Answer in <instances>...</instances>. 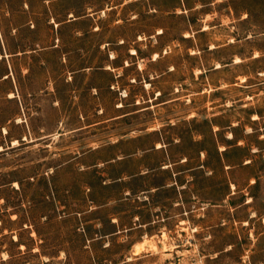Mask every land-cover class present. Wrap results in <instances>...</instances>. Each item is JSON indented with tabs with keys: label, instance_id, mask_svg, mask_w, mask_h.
Segmentation results:
<instances>
[{
	"label": "rangeland",
	"instance_id": "obj_1",
	"mask_svg": "<svg viewBox=\"0 0 264 264\" xmlns=\"http://www.w3.org/2000/svg\"><path fill=\"white\" fill-rule=\"evenodd\" d=\"M0 264H264V0H0Z\"/></svg>",
	"mask_w": 264,
	"mask_h": 264
},
{
	"label": "bare ground",
	"instance_id": "obj_2",
	"mask_svg": "<svg viewBox=\"0 0 264 264\" xmlns=\"http://www.w3.org/2000/svg\"><path fill=\"white\" fill-rule=\"evenodd\" d=\"M132 53H133V54L136 53L135 50H133ZM155 57H158V56H155ZM155 57H154V59H156ZM238 61H239V60H237V62H238ZM11 96L13 97V95H11ZM119 107H120V106H119ZM25 140L29 141V139H28L27 137H25ZM17 144H18V141L15 140V141H14V145H17ZM144 243H147V244L149 245V248H150V246H151V247H153V248L156 249V245H157V244L155 245V244H154L153 242H151L150 240H149V241L146 240ZM144 243H143V245H144ZM137 245H138V244H137ZM137 245H136V246H137ZM141 245H142V244H141ZM141 245H140V246H141ZM137 247H138V246H137ZM142 247H143V246H142ZM146 247H147V246H146ZM137 249H139V248H137ZM137 249H136V250H137ZM156 250H157V249H156ZM156 250H155V251H156ZM137 252H138V251H137ZM138 253H139V252H138Z\"/></svg>",
	"mask_w": 264,
	"mask_h": 264
}]
</instances>
